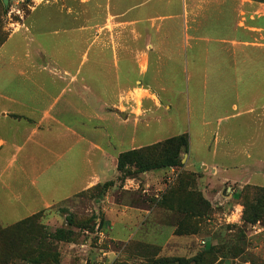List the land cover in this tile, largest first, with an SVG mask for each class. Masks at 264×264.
I'll return each instance as SVG.
<instances>
[{"label":"rangeland","instance_id":"1","mask_svg":"<svg viewBox=\"0 0 264 264\" xmlns=\"http://www.w3.org/2000/svg\"><path fill=\"white\" fill-rule=\"evenodd\" d=\"M41 5L48 13L57 14L61 23L56 29L60 45L51 46L53 53L57 56L60 52L62 59L75 56V63L58 65L78 75L74 80L78 84V103H93V110L86 111L85 122L93 127L91 160L100 181L43 209L19 227L3 229L0 225V264H144L156 256L157 247L137 240L161 244L162 234L139 232L128 242L109 239L101 202H155L157 208L151 221L176 227L182 216L157 203L166 190L178 184L206 198L201 188L214 199L211 203L206 198L211 208L197 220L200 235L192 242L197 252L184 258L201 255L199 264H264V158L255 161L264 157V124H252L246 128L249 134L244 131L249 126L244 121L236 122L239 128H227L226 122L204 128L186 113L199 98L198 83L189 73L202 64L201 47L186 44L187 35L192 34L190 29H220L222 35L208 33L205 37L227 41L236 34L244 40L248 29L243 24L264 27V5L256 12L234 0H8L7 7L0 0V43L18 24H29ZM238 22L239 32L234 29ZM251 31L253 35L247 39L255 43V49H262L252 54L251 80L233 78L238 68L242 71L236 62L244 55L235 57L234 48L225 44L221 63L232 79L226 76L220 80L221 88H214L213 101L221 102L226 115L232 105L242 109H260L264 105V72L261 74L260 64L255 63L258 57L264 58V33ZM207 52V57L215 56L218 49L211 46ZM208 63L204 67L206 80L213 75V66ZM225 129L235 136L238 148L244 153L245 148L247 153L251 151L250 158L242 153L230 161L219 154L211 155L216 130ZM208 131L202 139L209 151L195 144L200 134ZM185 132L189 145L181 159L188 157L191 144L197 173L182 166L175 168L172 174L162 177L159 188L148 187L145 191L141 174L135 172L134 166L118 169L120 153ZM245 133L246 138L252 135V145L242 143ZM211 161L222 165L254 162L260 166L255 173L262 180L240 179L228 173L223 177L215 170L202 168V163L208 165ZM256 193L260 194L258 198ZM255 211L259 218L249 222L248 215ZM187 223H193L192 219ZM123 229L117 225L110 234L125 237L127 231ZM104 249L114 251L113 256H102Z\"/></svg>","mask_w":264,"mask_h":264},{"label":"crops","instance_id":"2","mask_svg":"<svg viewBox=\"0 0 264 264\" xmlns=\"http://www.w3.org/2000/svg\"><path fill=\"white\" fill-rule=\"evenodd\" d=\"M234 1L238 5L244 4L255 8L256 12L264 5L263 2L256 0ZM29 21L27 25L22 23L13 28L0 45V225L2 226L14 224L43 209L57 205L100 181V173L93 167L91 160L94 145L93 127L90 125L88 127L85 122L86 111L93 110V103L86 101L82 104L78 103L76 97L78 84L74 81L78 75L58 65L62 62L75 63V56L62 59L61 53L58 52L56 56L53 47L51 48L54 45L59 48L60 45L59 33L56 31L61 24L59 16L48 13L47 8L41 5L37 7ZM243 26L248 29L245 31L244 40L238 39L236 34L234 39L227 41L218 37L208 38L205 37L208 33L222 35L224 32L220 29L204 27H192L190 29L192 34L186 37L187 46L198 44L202 51L199 59L200 63L202 62L200 68L189 73L198 83L199 98L186 110L187 117L190 120L195 118L201 127H213V125L218 126L220 122H226L227 128H234L238 127L236 122L244 121L245 126L249 125L244 131L249 134L251 131L247 129H250L252 124L259 121L262 122V126L264 124V105H261L260 109L251 106L242 109L232 105L230 113L226 115L223 113L225 107L220 105L221 102L218 99L213 101L215 90L221 88L220 80L226 76L232 79L231 75H226L221 63L227 42L234 48L235 57L240 58L244 55L243 60L239 59L236 62V65L240 64L242 71L238 68L233 78L246 81L252 79L251 66L254 63L252 54L254 50L258 52L262 49H255V43L247 37H252V29L264 33V27L245 24ZM240 28L238 22L234 29L239 32ZM211 46H216L218 52L215 56L207 57V50ZM206 63L208 66L210 64L213 66V75L207 80L206 68H204ZM255 63L260 64L263 74L264 58L258 57ZM256 112L260 113L256 115ZM208 133L209 131L200 134L195 144H201L208 150L206 140L202 139ZM216 133L214 149L208 150L212 152L211 155L216 157L219 154L230 161L238 154H244L246 159L250 158L251 151L248 150L247 153L245 148L246 153H244L243 149L238 148L235 144L237 139L227 129L216 130ZM244 135L245 139L242 143L251 142L249 145H252V135L248 138L246 133ZM193 151L190 144L188 157L182 159V168L197 173L191 158ZM263 158L261 156L255 161H263ZM204 166L211 171L215 170L223 177L228 173L233 177L239 175L240 179L243 177L250 181L262 180L255 173L259 171L260 166L257 167L254 162L222 165L211 161L208 165L202 163V168ZM173 172V168H166L141 173L145 191L149 190L148 187L159 188L162 177ZM200 190L213 203L212 196L209 197L205 190L201 188ZM100 208L107 224L109 239L128 242L135 239V234L139 232L142 234L152 232L156 235L162 234L161 244L139 238L136 240L155 245L157 247L155 257H187L197 252L192 242L199 237V233L176 235L175 227L163 222L151 221L157 208L155 202L152 204L141 200L131 203L102 201ZM117 225L127 231L125 237L110 234ZM113 253L112 250L104 249L102 256H111V254L113 256Z\"/></svg>","mask_w":264,"mask_h":264},{"label":"trees","instance_id":"3","mask_svg":"<svg viewBox=\"0 0 264 264\" xmlns=\"http://www.w3.org/2000/svg\"><path fill=\"white\" fill-rule=\"evenodd\" d=\"M256 1L264 2V0ZM5 39L1 41L0 45ZM188 145V134L181 133L151 145L120 153L117 158V167L121 170L127 165L134 166L137 174L166 168H180L182 166L181 154L187 152ZM187 184L189 185V181H187ZM259 195V193H256L257 198ZM157 204L160 207L176 212L182 216L179 218L175 227L174 233L176 235L196 234L199 231L198 218L206 215L207 211L211 208L210 202L203 197L201 192L187 189L181 186V184L166 190L159 198ZM37 214L38 213L11 225H1V227L3 229L13 225V227H19L23 225L25 221L27 222L28 218L36 216ZM258 218V213L256 211L248 215L249 222H254ZM187 219H192L193 223L185 224ZM3 234L5 235L6 233ZM147 248L149 247L147 246ZM201 257V255H196L193 258L154 257L150 260H146L144 264H199Z\"/></svg>","mask_w":264,"mask_h":264},{"label":"water","instance_id":"4","mask_svg":"<svg viewBox=\"0 0 264 264\" xmlns=\"http://www.w3.org/2000/svg\"><path fill=\"white\" fill-rule=\"evenodd\" d=\"M1 1H2L4 7H7V5H8V0H1Z\"/></svg>","mask_w":264,"mask_h":264}]
</instances>
